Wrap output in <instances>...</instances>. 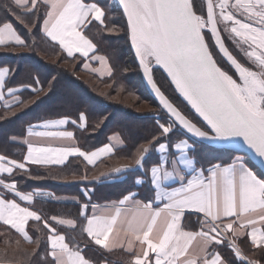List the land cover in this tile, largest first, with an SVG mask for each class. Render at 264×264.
<instances>
[{
	"label": "snow or ice",
	"instance_id": "6c2138e0",
	"mask_svg": "<svg viewBox=\"0 0 264 264\" xmlns=\"http://www.w3.org/2000/svg\"><path fill=\"white\" fill-rule=\"evenodd\" d=\"M119 5L143 75L169 119L162 123L157 118L158 134L138 149L135 169L122 166L111 171L116 175L138 171L146 156L155 150L158 159L146 176H150L147 182L155 201L163 203V207H154L151 202L141 204L136 199L137 194L130 192L119 200V205L132 203L135 211L122 213L121 208L116 207L113 212L91 204L92 193L85 189L83 195L88 199L79 213L86 221L82 231L105 249L109 248L113 232L119 236L122 230L125 236L134 237L140 245L139 251L135 250L131 239L127 247L122 241H113L131 254L130 264H232L214 245L230 248L239 261L261 264L248 257L239 242L246 238L252 249L264 254V177L258 176L256 165L251 162V157H255L256 163L264 167V0H206V17L194 10L195 0H119ZM9 15L23 23L30 33L42 20L43 34L57 43L68 57L79 52L88 58L89 53H93L90 59L99 61L102 69L91 68L89 64H85V69L101 76L112 75L108 60L95 54L96 46L85 31L93 21L105 27L106 13L95 0L92 3L10 0L0 14V46L24 47L26 41L8 19ZM221 26L243 53L246 63L226 47L221 38ZM210 41L234 73L221 66ZM154 67L163 69L175 92L199 119L182 111L166 97L154 81ZM10 73V68H0V101H5L6 77ZM24 87L37 94L43 90L38 80L35 86ZM19 92V88L7 87V96L12 97L16 105L24 103L17 95ZM4 106L11 109L14 105L5 101ZM85 120L81 113V128ZM67 123V119L45 121L40 125L43 130L30 127L28 135L50 140L72 139V132L60 130ZM173 136L177 137L176 141ZM110 140L120 142L118 137ZM196 141L220 145L240 154L234 155L230 162H210L207 169L197 167L193 158ZM25 143L24 161L30 164H63L69 156H78L87 164L95 165L101 156L112 154L114 148L109 144L85 152L76 147L35 146L31 139ZM26 163L0 155V173L12 176L14 169L28 171ZM169 181L173 183L168 184ZM144 182L140 178L135 181L138 185ZM176 183L179 186H174ZM0 188L3 190L0 192V225L7 226L5 232L14 230L24 242L36 245L32 253L36 259L31 264H38L39 260H44L45 264H89L79 249L70 248L65 235L57 229V225L75 228L72 219L53 216L50 219L55 223H49V219L30 210L34 195L58 199L54 194L25 193L15 180L3 178H0ZM21 201L25 206H21ZM186 211L204 215L200 230L184 229L182 218ZM30 220L43 223V228L47 229L45 241L34 240L28 234L25 226ZM125 224L127 226L122 227ZM197 240L199 246L193 248V241ZM19 243L17 240V245ZM42 243L45 245L43 256L40 254ZM0 264L16 262L0 257Z\"/></svg>",
	"mask_w": 264,
	"mask_h": 264
},
{
	"label": "trees",
	"instance_id": "16d2710c",
	"mask_svg": "<svg viewBox=\"0 0 264 264\" xmlns=\"http://www.w3.org/2000/svg\"><path fill=\"white\" fill-rule=\"evenodd\" d=\"M85 2L92 3L93 0H85ZM95 2L102 5L106 13L105 27L92 22L85 31L96 46V54L108 60L112 75L107 77H99L85 70L83 58L67 57L59 45L52 43L43 35L42 20L40 25L33 28L30 33L23 23L9 15L8 19L26 41V46L19 47L13 44L6 47L0 46V68L11 69L7 87H23L20 100L24 103L14 105L11 109L0 108V155L21 162L25 154V146L17 140L24 138L26 128L30 124L61 117L77 122L81 113L86 117L85 127L80 129L70 125L80 149L93 150L103 145L108 136L112 134L121 138L123 146L115 151L114 157L94 168L85 166L78 158H72L61 167L29 165L28 171L15 169L12 176L1 175L0 178L5 181L15 180L22 192L47 190L58 197L75 196L80 202H84L80 187L87 185L93 188L91 202L110 201L130 190L138 191L140 197L152 198L153 191L147 182L148 177L140 171H129L124 180L111 185L100 183L106 179L101 176V173L105 174L123 164L125 160L130 161L133 166L138 156V149L145 145L153 135L158 134V123L155 121L154 111V108L158 106L149 96L141 79L139 68L129 47L127 27L120 8L114 0H95ZM8 3L10 0H0V14L4 13L5 5ZM194 10L197 14L203 13L200 1L195 0ZM40 15L43 16V11ZM31 19L35 22V17ZM108 29H114V31ZM222 36L229 50L244 62L228 44L225 36L223 34ZM220 64L232 72L222 60ZM153 75L154 81L166 97L182 111L193 116L194 114L176 94L165 75L159 69H154ZM37 80L43 89L39 94L31 88L24 87L25 85L35 86ZM137 107L143 111L142 114L135 113ZM128 108L134 113H130ZM157 113L163 116L160 119H167L162 111L157 110ZM172 139L176 141L177 137L173 136ZM189 139L191 140L190 137ZM222 154L224 156H221ZM232 154L233 152L214 149L196 142L194 157L199 164L205 165L219 159L222 162H228ZM153 157L157 159L155 150L146 156L143 167L154 163ZM255 170L261 175L256 168ZM140 175L145 178V182L136 187L134 179ZM81 179L93 181L84 183ZM2 191L0 188V192ZM34 204L45 218L55 216L72 219L75 222V228L60 232L65 235L70 248L79 249L90 263L109 262L111 264L112 260H117L118 263L115 264H130V255L123 252L104 251L89 240L86 233L82 231L85 221L79 215L78 205L39 200ZM193 217L196 219L193 226H187L185 218L184 224L189 229L196 230L197 220L200 217ZM6 227L0 225V233H3L0 235V257L15 261L16 264H31V261L36 259L32 255L36 245L24 242L14 231L5 232ZM27 232L34 240L36 238H40L41 241L46 240L47 229L43 228L42 222L29 223ZM17 240H20L19 245H17ZM44 246L42 243L41 256L44 255ZM253 251L255 255L252 258L262 255L261 259H264V254L258 250ZM227 260L232 261L229 258ZM38 264H45V261L39 260ZM232 264L244 263L232 261Z\"/></svg>",
	"mask_w": 264,
	"mask_h": 264
},
{
	"label": "crops",
	"instance_id": "0c3cea01",
	"mask_svg": "<svg viewBox=\"0 0 264 264\" xmlns=\"http://www.w3.org/2000/svg\"><path fill=\"white\" fill-rule=\"evenodd\" d=\"M90 3H91V2H90ZM93 22H96V21H93ZM42 23H43V22H42ZM42 23H41V27H42ZM96 23H98V22H96ZM98 24H99V23H98ZM41 31H42V30H41ZM42 33H43V32H42ZM43 35H44V34H43ZM44 36H45V35H44ZM45 37H46V36H45ZM46 38H47V37H46ZM47 39H48L49 41H51L49 38H47ZM51 42H52V43H55V42H53V41H51ZM55 44H57V43H55ZM13 45H14V44H13ZM57 45H58V44H57ZM62 51H63V50H62ZM63 52H64V51H63ZM64 54L68 57V55H67L66 52H64ZM95 54H96V53H95ZM92 55H93V53H89V57H88V58H85V57H82V56L80 55L79 52H74V54H73L72 57H74V56H78V57L83 58V59L85 60V63H84V65H83V68H84V69H85V64H89V65L91 66V68H101V69H102V66L100 65L99 61H94V60H91V59H90V57H91ZM96 55H98V54H96ZM72 57H69V58H72ZM108 66H109V64H108ZM109 67H110V66H109ZM1 68H4V67H1ZM85 70H86V69H85ZM91 72H92V71H91ZM92 73L96 74V75L99 76V77H107V76H108L107 74L101 76L99 73H96V72H92ZM8 77H9V76L6 77V80H8ZM16 88H19V89H20V92L22 91V89H24L23 87H20V86H19V87H16ZM4 92H5V101H6L7 103H10V104L16 105V104H15V101L13 100V98L7 96V87L5 88ZM20 92L17 94L18 97H19V99H21V98H20ZM5 101H0V108H6V107L4 106ZM57 119H67V120H68V123L65 124L64 126H62V128L60 129V130H62V131H63V130H66V131H70V132L73 133V131L70 129V125L82 129V128L79 126V120L77 121V123L74 124V123H72L73 120H71V119H69V118H64V117L56 118V119H46V120L39 121V122H37V123L30 124V125L26 128V132H25V136H24V138H22V139H18V140H17L19 143H21L22 145L25 146V154H24V156L27 154V144L25 143V140H28V139H31V140L33 141V143H34L35 146H41V147H46V146H53V147H76V148H79V147L77 146V144H76L75 139H74V134H73V138H72V139H62V140H61V139H58V140H50V139H47V138L29 137V135H28V130H29L30 127H35V130H37V131H39V130H43L42 128H40V125H42L43 122H45V121H49V120H57ZM84 127H85V124H84ZM84 127H83V128H84ZM112 137H118L120 142L117 143V142L114 141V140H110V138H112ZM109 144L114 145L113 153L110 154V155H108V156H101V158H100L99 160H97V162H96L95 165H89V164H87V162L83 160V157H78V156H69V157L67 158V160H66L63 164H30V163H26V162L24 161V157H23V160H22L21 162L26 163V169L28 168L29 165L44 166V167H61V166L65 165L70 159H72V158H78V159H80V160L85 164V166L90 167V168H94V167H96V166L102 164L103 161H105V160H107V159H110L111 157H114V153H115V151H117L119 148H121V147L123 146V142H122L121 138H120L118 135H116V134H112V135L108 136L107 141H106L103 145H101V146H99V147H97V148H95V149H93V150L85 151V152L96 151V150H98V149L104 147L105 145H109ZM79 149H80V148H79ZM80 150L83 151L82 149H80ZM155 154H156L157 159H158V154H157L156 152H155ZM234 155H237V154L233 153V154L231 155L230 159L233 158ZM221 156H224V155L222 154ZM227 156H228V155H227ZM228 157H229V156H228ZM193 158L195 159V157H193ZM157 159H155V157H153L154 163L152 162L151 164H149L148 167H143V166H142L138 171H140L141 174H145V176H146V173H147L148 170L151 168V166H153V165L156 163ZM222 159H224V158H222ZM230 159H229L228 162H230ZM195 160H196V159H195ZM196 162H197V161H196ZM212 162H213V163H221L222 160L219 159V160H214V161H212ZM223 162H224V161H223ZM122 166H128L129 168H132V169H135V168H136L135 165L132 166V164L130 163V161H127V160H125V162H124L123 164H120V165L117 166V167H122ZM209 166H211L210 163H209V164H205V165H203V164L201 165V164H199V163L197 162V167H204L205 169H207V167H209ZM117 167H116V168H117ZM14 170H15V169H14ZM255 171H256V170H255ZM128 172H129V171H128ZM128 172H126V173H124V174H121V175H116V174L112 173V171L110 170V171H108V172H105L104 177H106V179L102 180L100 183H104V184H109V185H111V184H113V183H116V182L122 181V180H124V179L127 177V173H128ZM256 172H257V171H256ZM257 174H258V176L263 177V176L260 175L258 172H257ZM1 175H8V174H7V173H0V176H1ZM102 177H103V176H102ZM147 177H148V179H150V176H147ZM137 178H140L141 180H144V181H145V178H144L143 176L140 175V176H138V177H136V178L134 179V184H135V186H136V187H139V186H141V185L144 184V183H142V184H140V185L136 184L135 181H136ZM92 181H93V180H90V179H81V182H84V183H91ZM172 183H173V182H171V181L168 182V184H172ZM174 186H179V184L176 183ZM85 189L91 191V193H92L93 188H92V186H90V185H87V186H84V187H83V186L80 187V191H81L82 196H83V198H84V202H87V199H88V198H86V197L83 195ZM30 192H33V193H37V192H38V193H52V194H54L53 192H50V191H47V190H32V191H30ZM130 192H134V193L137 194V195H136V199L140 200L141 204L151 202V203H153L154 207H163V203H159V202H156V201H155V198H154V192H153V197H152V198H149V197H148V198H147V197H140V196L138 195V191H136V190H130V191L126 192L124 195L129 194ZM25 193H27V192H25ZM54 195H55V194H54ZM124 195H121L119 198L112 199V200H110V201L100 202V203H99V202H91V204H95V205H97L99 208H107V209H110V210H112L113 212H114V209H115L116 207H120L122 213H123V212H129V213H130L131 211H135V206H134V204H132V203H128V204H125V205H123V206L119 205V200L122 199ZM55 196H56V195H55ZM10 197H11V194H9V198H10ZM56 197H57L58 199H56V200H52V199H49L48 197H46V196H44V195H34V196H33L32 203H31V205H29L30 210H35L38 214H40V215H42V216L44 217V215L42 214V212H41V211L36 207V205L34 204V202H35V201H38V200H39V201L52 202V203H64V204L78 205V206H79V211H80V209H81L82 204L84 203V202H80L79 199H78L77 197H75V196H69V197H65V196H63V197H58V196H56ZM77 201H79V202H77ZM20 203H21V206H25L24 202L21 201ZM88 214H89V215L92 214V209H91V207L88 208ZM186 215H189V216H186ZM191 215H193V216H199V217H200V219L197 220L198 228H197L196 230H193V231H198V230H200V221H201V220H204L205 217H204V215H203L202 213H195V212H191V211H186L185 214H184V216H183V218H182V225H183L184 229H185V230H192V229H189V228L187 227V226H193V222L196 221V219H195L193 216H191ZM50 217H52V216H50ZM50 217L46 218V219H49V223H55V221H52V220L50 219ZM44 218H45V217H44ZM57 218H58V219H67V218H59V217H57ZM129 218H131V217L129 216ZM184 218H185V223L187 224V226L184 224ZM224 219H234V218H224ZM32 222H36V221H31V220H30V221L28 222V224H29V223H32ZM85 223H86V221H85ZM28 224L25 226L26 231H27V228H28ZM42 224H43V223H42ZM126 226H127V225L125 224V225H123L122 227H126ZM57 229H58L59 232H60L61 230H67V231H68V230H72L71 227L66 226V225H65V226L57 225ZM13 231H14V230H13ZM60 233L63 234V232H60ZM86 235H87V234H86ZM224 235H225V233L222 232V233H221V236H224ZM87 237H88V236H87ZM130 239L133 241V245H134V247H135V250H136V251H139V250H140V245H139V243L136 242V241L134 240V237L125 236V235H124V232H123L122 230L120 231L119 236H117L115 232H113L112 234H110L109 242H108V243H109V248H108V249L101 248L99 245H96V244H95L94 242H92L90 239H89V240H90L94 245H96L97 247L101 248V249L104 250V251H107V252H123V253H126V254L130 255V258H131V254H130V253L124 251L123 248H121V247L119 246V244H114V243H113V241H122L123 244H124V247H127V246H128V241H129ZM198 239H199V238H198ZM225 243H227V241H225ZM239 244H240V247H241L242 251H243L248 257H251V258H252V256L255 255V254H253V253H255V252L253 251L254 249H252V248L250 247V244H249V242L246 241V238H243V239L239 242ZM198 246H199V245H198V240H197V241H193V248H198ZM214 247H215V249H217L219 252L222 253V255H223L224 258L227 257V258L231 259L232 261H234L235 263H244V264H247V260H244V261H239V260H237L235 254L230 250V248H228V247H226V246H224V245H214ZM261 257H262V255H260V256H258V257H256V258H252V259H255V260L261 262V264H264V261H262V260H264V259H261ZM227 258H226V259H227ZM258 259H259V260H258ZM108 263H109V262H103V263H101V264H108ZM115 263H118V261H117V260H112V261H111V264H115ZM89 264H92V263L89 262ZM109 264H110V263H109Z\"/></svg>",
	"mask_w": 264,
	"mask_h": 264
},
{
	"label": "water",
	"instance_id": "95a60500",
	"mask_svg": "<svg viewBox=\"0 0 264 264\" xmlns=\"http://www.w3.org/2000/svg\"><path fill=\"white\" fill-rule=\"evenodd\" d=\"M115 2L117 3L118 7L120 8V10H121V12H122V14H123V9H122V7L119 5V0H115ZM204 3H205V7H206V0H204ZM206 12H207V10H206ZM123 17H124V19H125V23H126V27H127V21H126V17L124 16V14H123ZM209 35H210V33H209ZM221 38L223 39L222 34H221ZM223 40H224V39H223ZM128 41H129V47H130V49H131V51H132V53H133V56H134V59H135L137 65H138L139 72H140L141 78H142V80H143V83H144V85H145V88H146L147 92H148L149 95L154 99V101L160 106V108L162 109V111L168 116L167 111L164 110V109L162 108V106L160 105L159 99L156 97L154 91L152 90L151 86L148 84L147 80L145 79V77H144V75H143V71H142V69H141V67H140V64H139V61H138V59H137V57H136V55H135V51H134V49L132 48V45H131V41H130L129 36H128ZM224 42H225V41H224ZM213 44H214V42H213ZM225 45H226V43H225ZM214 47H215V44H214ZM226 47H227V46H226ZM215 49H216V48H215ZM216 51H217V53L219 54V50L216 49ZM219 56H220L221 59L225 62V64L229 67V69L234 73V70L231 69V67H230V65H228L227 61H226V60H225L220 54H219ZM154 69H159V70L165 75V77L168 79L167 74L163 71V69L158 68V67H154ZM168 81L170 82L169 79H168ZM170 84H171V82H170ZM172 87H173V89H174V86H172ZM176 94L179 96L178 93H176ZM179 98L183 101V98H182V97L179 96ZM183 103H185V105H186V102H185V101H183ZM186 106H187V105H186ZM187 107H188V106H187ZM188 108L190 109V107H188ZM190 110H191V109H190ZM191 112L195 115V113H194L192 110H191ZM168 118H169V117H168ZM197 118H198V117H197ZM198 119H199V118H198ZM185 135H189V134H185ZM189 137H190V135H189ZM190 138H191V137H190ZM191 139H193V138H191ZM196 142H199V143L205 144V145H207V146H209V147H212V148H214V149H218V150H226V151L233 152V153H235V154H240V153L235 152V151L232 150V149H227V148H225V147H223V146H220V145H210V144H208L207 142H200V141H196ZM245 151H246V149H245ZM249 156H251V154H249ZM251 162H252L254 165H256L255 168H256V169L261 173V175L264 177V167H262V166H260V165H258V164L256 163V158H255V157H251Z\"/></svg>",
	"mask_w": 264,
	"mask_h": 264
},
{
	"label": "rangeland",
	"instance_id": "374dc122",
	"mask_svg": "<svg viewBox=\"0 0 264 264\" xmlns=\"http://www.w3.org/2000/svg\"><path fill=\"white\" fill-rule=\"evenodd\" d=\"M198 1H200V3L202 4V8H203V15L206 17V7H205V3H204V0H198ZM114 2H115V0H114ZM116 3V2H115ZM117 4V3H116ZM118 6V5H117ZM220 31H221V34H223L224 36H225V38H226V40H227V42H228V44L237 52V55L241 58V59H243L244 60V62H246V60H245V58H244V56H243V53L236 47V45L235 44H233L232 43V40L229 38V34L228 33H226V32H224L223 31V27L221 26V28H220ZM208 36H209V38H210V35H209V33H208ZM210 43H211V46H212V48H213V51H214V53L216 54V58H217V60L220 62L222 59H221V57L219 56V54L217 53V51H216V49H215V47H214V44H213V42H211L210 41ZM246 47V46H245ZM221 59V60H220ZM223 61V60H222ZM136 62V61H135ZM224 62V61H223ZM225 63V62H224ZM137 64V63H136ZM138 66V65H137ZM234 78H236V79H238V77L237 76H234ZM142 79V78H141ZM146 89V88H145ZM147 91V90H146ZM149 94V93H148ZM150 96V95H149ZM151 97V96H150ZM57 99H58V97H57ZM153 99V98H152ZM154 100V99H153ZM155 104L158 106L157 108H154V111H155V121H157V118H159V121L161 120V122L162 123H166L167 121H168V116L162 111V109L160 108V106L155 102ZM117 105V104H116ZM128 110H130V113H134L133 112V110L132 109H129L128 108ZM157 110H158V112H159V110L160 111H162L166 116H167V119L166 118H163V119H160V117H163L162 115L160 116L158 113H157ZM135 113L136 114H142L143 113V111L139 108L138 109V107L135 109ZM193 117H195V115H193ZM196 119H198L197 117H195ZM119 120V119H118Z\"/></svg>",
	"mask_w": 264,
	"mask_h": 264
}]
</instances>
